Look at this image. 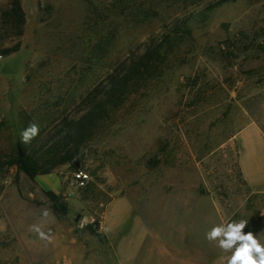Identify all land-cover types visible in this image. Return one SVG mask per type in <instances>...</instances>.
Masks as SVG:
<instances>
[{
	"label": "rangeland",
	"instance_id": "rangeland-1",
	"mask_svg": "<svg viewBox=\"0 0 264 264\" xmlns=\"http://www.w3.org/2000/svg\"><path fill=\"white\" fill-rule=\"evenodd\" d=\"M18 1L20 35L0 23V48L18 44L0 54L3 156L21 153L26 116L41 128L77 116L120 61L148 43L169 51L73 165L0 176V264H226L206 233L239 220L264 245V0ZM250 123L262 138L247 127L240 153Z\"/></svg>",
	"mask_w": 264,
	"mask_h": 264
},
{
	"label": "trees",
	"instance_id": "trees-1",
	"mask_svg": "<svg viewBox=\"0 0 264 264\" xmlns=\"http://www.w3.org/2000/svg\"><path fill=\"white\" fill-rule=\"evenodd\" d=\"M23 22L19 1L8 0V7L0 11L1 25L7 26L4 29H9L13 34L20 35ZM17 49L18 44L0 48V54L7 55ZM167 51L162 45L148 43L137 56L120 61L82 97V109L77 116L68 117L60 113L51 126H39V134L30 143H22L21 133L29 124L37 123L33 117L26 116L30 121H22V130L16 136V145L21 153L13 157L0 153V176L3 177L10 166H15L33 179L38 174L49 173L59 165H73V160H79L83 146L97 129L111 121L132 94L161 73ZM33 113L35 116L37 111Z\"/></svg>",
	"mask_w": 264,
	"mask_h": 264
},
{
	"label": "clouds",
	"instance_id": "clouds-1",
	"mask_svg": "<svg viewBox=\"0 0 264 264\" xmlns=\"http://www.w3.org/2000/svg\"><path fill=\"white\" fill-rule=\"evenodd\" d=\"M38 134L39 125L31 123L21 133V141L22 143H30ZM41 215L43 218H47L50 212L48 209H44ZM247 223L246 220L221 223L206 233V239L209 242L218 241V247L221 250L232 253L229 257H222V262L226 260V264H264V245L252 232L246 234L243 232ZM30 231L37 234L39 239L48 243L52 242L51 232H45L41 224H32Z\"/></svg>",
	"mask_w": 264,
	"mask_h": 264
},
{
	"label": "built area",
	"instance_id": "built-area-1",
	"mask_svg": "<svg viewBox=\"0 0 264 264\" xmlns=\"http://www.w3.org/2000/svg\"><path fill=\"white\" fill-rule=\"evenodd\" d=\"M1 58V55H0ZM89 180V176L82 170H76L73 172L72 181L76 188H83L86 186Z\"/></svg>",
	"mask_w": 264,
	"mask_h": 264
},
{
	"label": "crops",
	"instance_id": "crops-1",
	"mask_svg": "<svg viewBox=\"0 0 264 264\" xmlns=\"http://www.w3.org/2000/svg\"><path fill=\"white\" fill-rule=\"evenodd\" d=\"M254 127V133H255V135H257V137L259 138V139H261L262 137V132L260 131V129L255 125V124H248V125H246L240 132H239V138H240V143H241V150H240V153H241V151H242V149H243V139H244V137H243V131L247 128V127ZM239 159H240V154H239ZM239 166H240V169H241V172H242V174H243V176H244V178L248 181V182H250V180L248 179V176L246 175V173L244 172V170H243V168H242V166H241V163H240V160H239Z\"/></svg>",
	"mask_w": 264,
	"mask_h": 264
},
{
	"label": "water",
	"instance_id": "water-1",
	"mask_svg": "<svg viewBox=\"0 0 264 264\" xmlns=\"http://www.w3.org/2000/svg\"><path fill=\"white\" fill-rule=\"evenodd\" d=\"M94 228L97 230L98 229V222H95Z\"/></svg>",
	"mask_w": 264,
	"mask_h": 264
}]
</instances>
